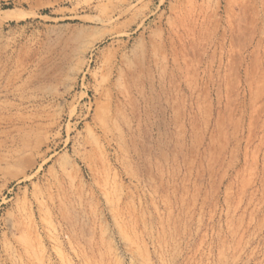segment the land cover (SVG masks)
Listing matches in <instances>:
<instances>
[{
	"label": "rangeland",
	"instance_id": "obj_1",
	"mask_svg": "<svg viewBox=\"0 0 264 264\" xmlns=\"http://www.w3.org/2000/svg\"><path fill=\"white\" fill-rule=\"evenodd\" d=\"M0 264H264V0H0Z\"/></svg>",
	"mask_w": 264,
	"mask_h": 264
}]
</instances>
